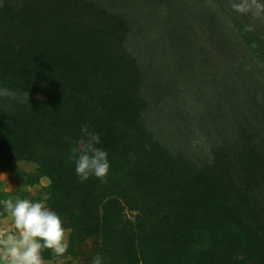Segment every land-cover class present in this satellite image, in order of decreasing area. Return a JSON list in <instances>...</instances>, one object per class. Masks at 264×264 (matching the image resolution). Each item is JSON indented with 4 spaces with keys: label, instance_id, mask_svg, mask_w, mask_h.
Instances as JSON below:
<instances>
[{
    "label": "trees",
    "instance_id": "obj_1",
    "mask_svg": "<svg viewBox=\"0 0 264 264\" xmlns=\"http://www.w3.org/2000/svg\"><path fill=\"white\" fill-rule=\"evenodd\" d=\"M177 1L146 0L145 9L155 12L134 14L156 41L152 55L139 28L136 49L153 57L149 65L164 68L162 78L126 47L135 21L122 8L140 0H0V88L29 92L24 103L0 97V164L18 183L15 193L0 192V201L44 202L70 231L65 254L74 259L92 264L99 254L102 264H264V128L250 121V106L249 116L236 112L234 133L201 162L182 147L164 145L148 121L152 99L164 102L166 112L168 89L214 76V51L228 66L208 82L218 99L241 111V95L248 94V103L260 83L249 65L253 56L264 63V21L248 6L237 17L208 0L202 11L203 0H194L198 24L205 25L195 30L194 12L184 17L168 4L167 15H158L163 4ZM209 120L218 122L212 114ZM85 125L108 153L107 183L95 175L81 181L69 159L72 147L87 142ZM21 161L36 170L20 168ZM42 179L50 181L46 198L25 188ZM126 210L139 211L136 220ZM0 214L7 215L2 203Z\"/></svg>",
    "mask_w": 264,
    "mask_h": 264
},
{
    "label": "rangeland",
    "instance_id": "obj_2",
    "mask_svg": "<svg viewBox=\"0 0 264 264\" xmlns=\"http://www.w3.org/2000/svg\"><path fill=\"white\" fill-rule=\"evenodd\" d=\"M99 1L106 5L109 4L107 2L108 0ZM208 1L212 2L217 7L228 11L229 13L232 12L233 16L240 17V11L236 10L233 12L232 7L234 3L242 2V0H237V2H233L231 0H216L215 2H213L214 0ZM208 1H200L199 7H201L202 11L204 9V5H206L207 7L210 4V2ZM145 4L146 0L145 2L144 0H140L139 6L131 5L128 7H123L122 11H126L125 15L130 20L131 18H134V14H153L155 10L152 7L145 9ZM168 4L172 6V10L175 13H178L184 17L186 15H191L193 12L198 14V6L194 2V0H178L175 4L169 2L163 4L161 6L163 12H157L158 15L165 14L164 12L168 10ZM247 6L253 12L254 16L264 21V6L260 0H247ZM224 13L225 12H222L221 14H219V16ZM195 18L196 21L193 22L192 28H194L195 30H199V28L201 27V25L198 24L200 14L196 15ZM240 20H242V18ZM134 21V27L132 26V31L126 43V47L130 51L134 52V54H136L138 57H140L141 63H146L147 69L151 72L152 75L161 76L163 74L161 76L163 78L166 74H164V68H160L156 63L155 66L149 65L150 61L153 60V57L148 56L147 53L144 54L143 52L142 55H140L138 50L136 49V46L140 45L141 36L139 34H136L137 30L140 28L141 34L145 36L146 40L149 42V52L153 55V52L155 51L154 44L156 41L153 40V34H146L148 31H152V29L149 27V25L146 24V21L137 22L135 18ZM150 24L152 25V27L156 26L155 22H151ZM202 28H205L204 22L202 23V27L200 29ZM141 47H143V45ZM216 55L217 54L215 51L211 52L210 55L212 58H214L215 65L213 68V72H209L211 74H214V76L199 75L196 76V78H194L192 81H190L193 83L188 84H186L185 82L181 83L179 81L171 91L170 89H168V94L167 96H165L167 98L166 101L168 103L169 109L164 105L163 108L166 110V112H162L160 108L164 104V102L161 101V105L159 106L154 103V99H152V107L148 112L149 126L154 130L157 138L170 149H177L182 147L197 162L206 160L209 157L208 153L212 147L223 145L226 142L225 140H227V138L224 140L225 136L234 133V124L236 125L237 119L240 120V118L236 117V112H242L243 117L249 116V110L248 108H246V105L250 106V121L259 122L264 128V109H259L257 105L258 103L264 104V63L255 56L252 57L253 64L249 65L254 69V71L252 72V76H256L260 83L257 85V88L254 89L256 97L253 95L248 103V94L244 93L241 95L243 97L241 98V101H244L246 104L245 106L243 105L244 107H240L241 111H237L235 109L236 104H234V102L232 105H229L224 101L223 98L218 99L220 93H215V83L211 85L208 82V80L214 79V77L219 78L223 74V68H226L228 66L227 64L221 63L217 59ZM233 77L234 76L230 75L227 79L233 80ZM170 79L174 83L179 80L177 79V76H171ZM171 80L166 78L161 79V81L166 82L167 84H169ZM240 82L241 81H239L237 85H241ZM217 102H220V106L216 104ZM211 114L216 119H218V122L213 123L209 120ZM228 115L231 117V123H227L226 125L225 122ZM202 118H205V120ZM203 120L204 123H202ZM224 125L227 127L224 128ZM29 165L30 168H28V170H36V165H32L30 163ZM37 172L38 170L36 171V173ZM44 182L46 183V181L41 180L39 184L40 186H37L36 184L32 187V189H29V192L34 193L36 197L39 195H42L44 198L48 197V194H45V187L41 186V183ZM138 212L139 211L126 210L124 213L127 218L136 220V214ZM74 262L75 264L89 263L87 262V260L80 261L78 258L74 259Z\"/></svg>",
    "mask_w": 264,
    "mask_h": 264
},
{
    "label": "clouds",
    "instance_id": "obj_3",
    "mask_svg": "<svg viewBox=\"0 0 264 264\" xmlns=\"http://www.w3.org/2000/svg\"><path fill=\"white\" fill-rule=\"evenodd\" d=\"M233 8L242 13L248 11L247 0L234 3ZM255 46L253 44V47ZM0 97L24 103L29 100V92L18 93L5 87L0 88ZM81 131L86 134L87 142L82 143L80 147H72L69 159L75 160V170L81 181L95 175L107 183L110 163L108 153L96 147L100 143V135L90 132L87 125L83 126ZM72 143L75 144V141ZM0 203L4 205V212L12 218L15 229H0V264H44V249H51L58 256L67 252L69 244L63 221L44 202L16 198L15 201L7 199ZM92 264H102L99 254L93 258Z\"/></svg>",
    "mask_w": 264,
    "mask_h": 264
},
{
    "label": "crops",
    "instance_id": "obj_4",
    "mask_svg": "<svg viewBox=\"0 0 264 264\" xmlns=\"http://www.w3.org/2000/svg\"><path fill=\"white\" fill-rule=\"evenodd\" d=\"M29 163L30 162L27 161H21L18 163V166L27 171H31L28 170V168H30ZM42 181H46V183L45 182L41 183V186L43 187L48 186L50 183L48 179L47 180L42 179ZM39 184L40 183H38L37 186H40ZM25 188L28 190L32 189V187L29 186H26ZM17 190H18L17 176L12 170H5L1 168V164H0V192L5 191L8 193H15L17 192ZM0 229H11L12 231H15L13 227V221L10 216L8 215L1 216L0 214ZM66 232H67V240L69 241L70 231L66 229ZM42 258L44 264H75L74 258H72L71 255L64 254L62 256H58L55 255L51 249H44L42 251Z\"/></svg>",
    "mask_w": 264,
    "mask_h": 264
}]
</instances>
